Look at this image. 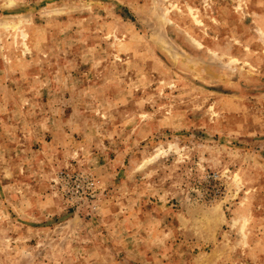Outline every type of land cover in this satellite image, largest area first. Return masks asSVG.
I'll use <instances>...</instances> for the list:
<instances>
[{"label": "rangeland", "instance_id": "rangeland-1", "mask_svg": "<svg viewBox=\"0 0 264 264\" xmlns=\"http://www.w3.org/2000/svg\"><path fill=\"white\" fill-rule=\"evenodd\" d=\"M0 264H264V0H0Z\"/></svg>", "mask_w": 264, "mask_h": 264}]
</instances>
